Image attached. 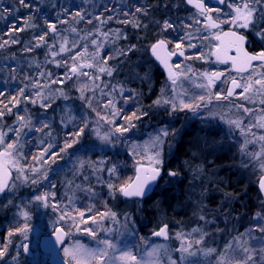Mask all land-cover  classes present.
Instances as JSON below:
<instances>
[{
	"label": "rangeland",
	"instance_id": "obj_1",
	"mask_svg": "<svg viewBox=\"0 0 264 264\" xmlns=\"http://www.w3.org/2000/svg\"><path fill=\"white\" fill-rule=\"evenodd\" d=\"M240 2L228 1L217 13L218 21L231 29L255 33L260 54L264 51V38L257 32L264 30V3L251 5L256 9L257 23L245 29L226 22L235 15L229 4L236 6ZM10 3L7 11L0 0V44L11 39L19 43L0 48V91L10 99L6 104L0 100V110L5 112L0 118V132L6 133L0 151L16 141L14 159L18 163H8L11 182L0 196V249L7 245L0 264H50L49 254L39 249V241L58 228L65 233L59 254L68 264L78 261L66 256L65 248L72 250L82 245L85 249H103L104 240L114 246L115 252L109 250L111 254L129 251L140 264H221L222 258L228 264H243L246 256L241 244L246 241L257 252L253 257L255 264H264V252L259 251L264 245L257 243L264 241V233L259 231L264 226V207L248 213L241 198L243 191L255 186L264 174V141L259 139L264 136V128L258 126L264 119V89L255 86L245 93L240 87L229 101L223 98L226 75L247 86L264 73V64L255 63L246 75H233L214 58V34L197 42L201 35L196 29L183 27L186 36L182 41H169L175 53L181 50L184 54L176 56L172 64L180 73L177 83L164 81L157 89L152 86L153 65L147 56L150 43L144 35L148 22L144 10L136 11L137 7L142 9L143 0H27L30 8L20 5L19 0ZM74 8L83 19L77 12L75 16L70 14ZM136 23L140 26L135 27ZM50 24L55 25V33L49 29ZM40 36H44L43 42ZM61 45L66 49L63 52ZM133 45L135 48L128 51ZM28 47L33 50L24 51ZM52 51L57 53L55 58ZM105 61L113 70L111 76L99 71ZM73 63L93 67L80 68L87 76L72 74ZM65 73L71 78H66ZM205 73H219L224 76L223 81L214 80L207 87ZM36 79H40L41 88L32 87L30 81ZM60 79L62 84L51 82ZM25 85L26 95L38 99L35 91H42L47 97L43 102L50 107L45 109L40 103L34 105L21 98L8 113L5 105L12 107V97ZM110 99L114 108L107 103ZM181 101L191 104L195 111L183 108ZM245 108L250 110L247 114ZM17 113L31 118V124L21 129L19 140L15 131H9L19 126ZM230 120L241 121L245 132L229 124ZM250 126L252 130L248 132ZM81 128L84 132L77 137L75 133ZM118 128L127 131H117ZM105 135L108 139H101ZM181 140L186 156L175 159ZM246 140L249 143L245 144ZM66 144L71 147L66 148ZM155 153H159L161 164L157 166L163 178L154 192L160 195L171 188L181 204L172 205L168 213L158 203L150 218L145 213V199L125 200L119 188L131 181L137 166L149 167ZM170 172L177 175L170 176ZM44 193L49 194L47 206L35 200ZM52 193L58 209L75 216L74 223L59 219L60 211L53 209ZM153 199L155 204L158 200ZM79 212L85 213L83 220ZM165 225V240L150 237ZM25 227L23 233L16 231ZM84 229L94 230V235ZM202 235L203 240L197 245L195 241ZM189 243L192 247L188 252H181L182 245L187 247ZM25 244L32 251L30 257L23 251ZM154 248L159 251L150 256ZM208 249L214 251L206 255ZM226 251L227 256L223 257ZM189 252L195 255L190 256ZM84 264L100 262L88 259Z\"/></svg>",
	"mask_w": 264,
	"mask_h": 264
},
{
	"label": "snow or ice",
	"instance_id": "obj_2",
	"mask_svg": "<svg viewBox=\"0 0 264 264\" xmlns=\"http://www.w3.org/2000/svg\"><path fill=\"white\" fill-rule=\"evenodd\" d=\"M187 2L189 4H193L194 6L199 10V15L204 16L205 13L212 11L209 8H205L204 3L202 2V0H187ZM220 3H224V0H219ZM264 3V0H241V2L239 4H237L236 6H233V4H229L230 8H233V11L235 13V15L230 16L229 20L226 22H231L232 24H239L240 27H243L245 29H249L250 27L254 26L257 21L255 18V12L256 9L251 7L252 4H261ZM19 4L22 5L25 8H30L32 7L30 4L27 3V0H19ZM137 12H141L143 11V9H141L140 7L136 8ZM217 11H219V9H217ZM77 16H80L81 19H83V17L81 16V14L79 12L76 13ZM126 15H128V13H126ZM109 19H111V17H109ZM207 21H208V26L211 28H218L219 25L217 23H215V21L212 19L211 16L207 17ZM91 22V21H89ZM131 21H125V23H129ZM261 22H264V15L261 16ZM194 23L199 24L200 21L199 20H194ZM135 27H139V23L134 24ZM185 27H191V25H185ZM168 28H174V25L172 23H170L169 21H165L164 22V29L167 30ZM49 29L52 32H56V27L54 24H50L49 25ZM23 30V29H20ZM73 31H76L75 29H73ZM105 35H107L105 33ZM257 35L260 36L261 38H264V30H260L257 32ZM216 40L221 41L220 45H217V51L214 53L216 55V59L222 63H227L229 60L232 62L233 66H237L238 64L240 65L238 67V71H244L246 69V67L251 66V62L252 61H256L259 60L261 62H264V51H262L259 55H250L248 52H246L244 50V43H245V37L243 35H238L235 31H229L228 33H224L223 36L221 35H216L214 37ZM44 36H40L39 40L41 42L44 41ZM9 43L15 44V43H19V41L17 39H11V41L9 40H5L3 42V44H0V48H3L5 46H7ZM93 44L96 43L95 40H93L92 42ZM40 45L37 44L36 47H39ZM177 47H179V45H177ZM135 46H131V48L128 49V51H131L132 49H134ZM165 48V41L164 40H159L157 41L155 44L152 45V53L153 55L156 57L157 60H159L161 62V64H163L165 66V69L168 71V75H169V79L172 80L173 85H175L177 83V77L180 75L179 72H174L171 65H169L168 63V55H161V53L164 51ZM235 50L236 52V56L232 57L228 55V52L230 50ZM33 49L31 47L25 48L24 51H32ZM66 49L64 48L63 45H61V51H65ZM51 55L53 56V58L56 57L57 53L55 51H52ZM121 55H127V52H122ZM180 55H183V52L180 53ZM73 61L76 60V57H72ZM66 63V62H65ZM107 62L105 61V66H100L99 67V71L101 73L106 72L109 76H111L113 74V70L111 68H108L106 66ZM57 66H59V64H57ZM264 66V65H262ZM81 67H93L92 64H80L79 66L76 63H73L70 72L72 74H79V75H89L88 73L84 72L81 73L80 72V68ZM176 68L179 69L180 65H176ZM190 71V69H189ZM44 73H41V76H43ZM49 77H51V73L47 74ZM205 76H207L208 78V84L206 85L207 87H211L214 80H219L221 74L217 73L214 76H208L207 73L204 74ZM65 77L66 78H71L67 73H65ZM92 79H98V77H90ZM26 80H30V77L25 76ZM32 83V87L34 89H38L41 88V81L40 79H36L34 81H30ZM53 83H63V79L60 80H54L51 81ZM232 84L234 86V88H240L243 87L244 88V92L248 93L250 91H252L254 89L255 86H259L260 89H264V73L261 74L260 78L255 79L254 83L250 82L247 86H244L240 83H238L237 81L233 80ZM198 87H205V85H198ZM28 90V86L25 85V87H21L19 88L18 94L17 96L12 97V99L15 101V103L12 105V107H7V105H5V107L7 108V112L8 113H12V109L17 107V105H19L21 98L25 101H28L32 104H37L40 103V106L47 109L48 107H50V105L48 103H44L43 101L47 99V97H45L43 95L42 91H35V97H37L38 99H35L31 96L26 95ZM115 91V89H114ZM121 92H123V88L120 89ZM61 95H64L63 92L60 93ZM233 95V88H229L228 89V93L227 96L223 97L224 99H227L228 97ZM0 96H4V92L0 91ZM64 98L67 99L68 97L66 95H64ZM82 98H83V93H82ZM218 98H220V95L218 94ZM201 100H203V97H200ZM108 105H111L113 108L115 107V104L113 103V101L110 99L108 100ZM156 103H159V101H157ZM164 103H168L167 100L164 101ZM181 104L183 105V108H187L189 110L195 111V109L192 107L191 104H187L184 103L183 101H181ZM198 107V106H197ZM183 108L181 110H183ZM173 110H175V105H173ZM250 110L245 108L244 112L247 114ZM5 115V112L3 110H0V118H3ZM17 120L20 122L19 126L16 128H10L9 131H15L17 134V140H19V136H20V131L22 128L28 127L31 124V118L30 117H25L22 115H19V113H17ZM229 124L234 125L237 129H240L242 133L245 132V129L242 127V123L239 120H230L228 121ZM258 126L261 128H264V119H262L259 123ZM44 127H48L47 124L44 125ZM87 127V124H85V128ZM40 129H37V131H39ZM252 130V126H250L247 131L251 132ZM117 131H127V129H120L118 128ZM84 132V128H81L79 130V132L75 133V135L78 137L81 133ZM5 135L6 133L0 132V145H4L5 144ZM163 135H167V132H163ZM101 139L107 140L108 137L107 135L102 136ZM259 139L261 141H264V136H260ZM75 143V141H73ZM157 142H159V137H157ZM249 143V141H245V144ZM65 147H71V145L66 144ZM18 151V144L16 141L12 142V143H7L6 146L4 147L3 151H0V172H3V176H0V192H3L5 190V188L7 187V172L4 171L7 166L8 163H12V164H17L18 161H16L14 159L16 152ZM45 151H47V149H45ZM61 151H64V149H61ZM241 151L244 152L245 151V147L242 146L241 147ZM159 157V153H155L153 157H150V166L147 168L144 167H138L137 168V178L136 181L132 184H128L126 186H121L119 188V192L124 196V197H140L143 196L145 194V189L146 186L152 182V181H156L157 178L160 176L161 174V168L158 167L157 165L161 164V160L158 158ZM262 167H264V164L261 165ZM110 172L112 171L111 169L109 170ZM170 176H175L177 175V173L175 172H170L169 173ZM33 183H36V181H33ZM260 187L261 190L264 191V178L261 179L260 181ZM109 189L114 191L113 186L109 185ZM52 199H53V209L54 211H60V216L59 219L61 221H64L66 223L68 222H72L74 223L75 221V216L74 215H70L69 211L67 210H59L58 207L55 204V193L51 194ZM35 200L37 202H41L43 203L45 206L48 205V201H49V194L48 193H44L41 195H37L35 197ZM90 211V209H89ZM26 215V214H25ZM113 217H115V213L112 214ZM257 216H259V213L257 214ZM79 217L81 220H83L85 218V213L84 212H79ZM200 219H204L203 216L200 217ZM77 230L79 229V226L76 225ZM166 228L167 226L165 225V227L161 228L159 232L154 233V235L156 236H165V238H167L166 236ZM19 233H23L26 231V227L25 228H18L16 230ZM84 231H88L90 235H94V230H90V229H84ZM193 231H197L196 229H194ZM259 231L261 233H264V226L259 227ZM12 233H9V236H11ZM65 235V233L61 230V229H57V241L59 242L62 237ZM203 240V235L201 236V238L199 240H196L195 243L197 245H199ZM257 243H261L262 245H264V241H260L257 240ZM103 244L106 246L103 249H96V250H91V249H85L82 245H77V248L69 250L68 248H65V255L69 256L71 255L73 260H77L78 264H84V262L88 259H95L98 262H100V264H140V261L137 260V257L135 255H133L131 252L129 251H124L121 250L119 255H113L110 253L109 250H112V252H115L114 246L108 241V240H104ZM25 247V251H27V245L24 246ZM192 247V244L189 243L187 247H184L182 245L180 251L181 252H188V250ZM229 247H232L231 245H229ZM242 250L245 253L246 259L244 260L243 264H255L254 262V255L257 254L256 250L253 248H250L249 246H247V242H243L241 244ZM7 251V245H5L4 248L0 249V257H3L5 255ZM159 249L154 248L152 250V252L149 254L150 256L152 255H156L158 253ZM214 249H208V251L205 253L206 255L208 253L213 252ZM260 252H264V247H262L260 250ZM189 255H195V253L189 252ZM227 256V251L223 254V257ZM262 259H264V257H262ZM171 264H176L175 261H171ZM221 264H228V261L226 259L221 260Z\"/></svg>",
	"mask_w": 264,
	"mask_h": 264
},
{
	"label": "flooded vegetation",
	"instance_id": "obj_3",
	"mask_svg": "<svg viewBox=\"0 0 264 264\" xmlns=\"http://www.w3.org/2000/svg\"><path fill=\"white\" fill-rule=\"evenodd\" d=\"M219 0H202V2L205 5V8H209L212 11L205 13L204 16L199 15V10H197L194 7H191L186 3V0H143L142 3V9L144 10V17L146 19L147 26H146V32L144 35L148 38L147 43H150L147 49V56L149 57V62L153 65V70H152V86L157 88L160 86V83H163L164 81H169L163 70L158 66V64L152 59L150 55V48L151 46L156 43L159 40H164L166 45H167V50L169 53L173 55L171 59V65L174 63V60L176 59V56L182 57L183 55H180L182 52L181 50H177L175 53L171 45L169 44V41H172V44L177 41H182L183 37L185 35V30L183 27H185L186 23L189 25H192L191 27L196 29L195 31L197 34L201 35L197 42H201L203 39L207 40L210 39L211 35H213V39L216 35H219L220 33L226 31V30H233L239 34H242L246 37V49L248 52L253 53V54H258L261 50V46H259V43L256 42V34L255 33H250L248 31H241V30H235L226 27L224 24H222L220 21H218V12L222 11L225 4L228 1H235V0H224V3H217ZM256 5V4H255ZM219 9V11H217ZM154 13V15H153ZM211 16L212 19L218 23L219 27L218 28H211L208 26V21L207 17ZM169 21L174 25V28H168L167 30L164 29V22ZM194 20H199L200 23L196 24L194 23ZM205 40V41H206ZM216 40V39H215ZM171 43V42H170ZM223 67H227L230 70V73L233 75H239L243 76L246 75L247 73L244 74H239L235 73L231 70L230 65L228 64H221ZM255 65V63L252 65V67ZM251 67V69H252ZM173 68V65H172ZM250 69V71H251ZM175 72V70L173 69ZM249 71V72H250ZM231 75V74H230ZM224 76H220L219 80H215L216 82L223 81ZM229 78V79H228ZM233 80H237L233 76H227L224 77V85H223V90H224V96H226V90L229 85V83ZM238 83L239 80H237ZM240 88L237 89V91L231 96L228 97L227 99H224L226 101H229L235 95L238 93ZM256 187V185H255Z\"/></svg>",
	"mask_w": 264,
	"mask_h": 264
},
{
	"label": "water",
	"instance_id": "obj_4",
	"mask_svg": "<svg viewBox=\"0 0 264 264\" xmlns=\"http://www.w3.org/2000/svg\"><path fill=\"white\" fill-rule=\"evenodd\" d=\"M186 3L188 4V5H190L191 7H194V8H196L195 6H194V3L193 4H189L188 2H187V0H186ZM217 3H220L219 1H217ZM197 9V8H196ZM198 10V9H197ZM216 23V22H215ZM218 24V23H217ZM229 31H233V30H226V31H224V32H222V33H220L219 35H221V36H223V34L224 33H228ZM237 33V32H236ZM238 35H241V34H239V33H237ZM245 37V36H244ZM216 42H217V45H220L221 44V41H218V40H216ZM155 44V43H154ZM244 50L246 51V52H248L247 51V49H246V37H245V43H244ZM217 51V46L214 48V50H213V55H214V58L216 59V55L214 54L215 52ZM250 55H258V54H253V53H250V52H248ZM150 55H151V57H152V59L158 64V66L163 70V72H164V74H165V76H166V78L169 80V81H172L171 79H169V75H168V71L165 69V66L163 65V64H161V62L159 61V60H157L156 59V57L153 55V53H152V46H151V48H150ZM161 55H168V63H169V65H171V59H172V57H173V55L171 54V53H169V51L167 50V45H166V43H165V48H164V51L161 53ZM228 55L229 56H232V57H235L237 54H236V52H235V50L233 49V50H230L229 52H228ZM216 61H218L217 59H216ZM218 63H220V64H228V65H230V68H231V70L233 71V72H235V73H239V74H244V73H247V72H249L250 71V69H251V66H252V64H254V63H264V62H261V61H259V60H256V61H252L251 62V66H248V67H246V69L244 70V71H238L237 69H238V67L240 66L239 64L237 65V66H233V64H232V62L229 60L227 63H222V62H220V61H218ZM171 67H172V65H171ZM173 69V68H172ZM235 81H237V80H235ZM238 82V81H237ZM229 88H233V94L237 91V89L238 88H234V86H233V84H232V81L229 83V85H228V87H227V90H226V96H227V93H228V89ZM231 97V96H230ZM138 167H144V168H147L148 166H144V165H140V166H137L136 168H135V175H134V177L131 179V181L128 183V184H132V183H134L135 181H136V178H137V168ZM4 171H6L7 172V176H6V179H7V187L5 188V190L3 191V192H0V196L7 190V188H8V186L10 185V182H11V173H10V171L8 170V166H7V168L4 170ZM0 176H3V172H0ZM262 178H264V174L263 175H261L259 178H258V180H257V183H256V188H257V191H258V193H259V196H260V198H261V202H262V204H263V206H264V191H262L261 190V187H260V181H261V179ZM161 179H162V170H161V174H160V176L157 178V180L156 181H152V182H150L147 186H146V189H145V194L143 195V196H140V197H124L122 194V197L125 199V200H144V199H146V198H148L149 196H151L152 194H153V192H154V189H155V187L160 183V181H161ZM127 184V185H128ZM163 227H165V226H163ZM162 227V228H163ZM161 229V228H160ZM160 229H159V231H160ZM167 229V228H166ZM62 230V229H61ZM63 231V230H62ZM158 231V232H159ZM64 232V231H63ZM154 233H157V232H154ZM154 233L150 236L151 238H154V239H160V240H165L166 238H165V236H156V235H154ZM64 240H65V235L62 237V239L58 242L57 241V229L55 230V232L52 234V235H50V236H43V237H41L40 238V241H39V249H40V251L41 252H43V253H47V254H49V263L50 264H68L61 256H60V254H59V249H60V247H61V245L63 244V242H64ZM25 245H27V244H25ZM24 245V246H25ZM23 251H24V253H25V255L26 256H28V257H30V256H32V251L29 249V247H28V245H27V251H25V247H23Z\"/></svg>",
	"mask_w": 264,
	"mask_h": 264
},
{
	"label": "trees",
	"instance_id": "obj_5",
	"mask_svg": "<svg viewBox=\"0 0 264 264\" xmlns=\"http://www.w3.org/2000/svg\"><path fill=\"white\" fill-rule=\"evenodd\" d=\"M2 1L4 2L5 8L8 11V9L11 8L10 0H2ZM3 12H6V11L4 10ZM21 12L22 11L20 10V13ZM75 12H77L76 8L70 10V14L72 13V16L73 15L75 16ZM53 16H55V14H53ZM62 20H64V18H62ZM50 22H52V21H50ZM46 24H49V21H46ZM3 38H5V36ZM0 100H2V104H6V102L7 103L10 102V99L7 98V96H5V95L4 96H0ZM184 144H185L184 140H181L179 142V144H178V146L176 148V151L174 153L175 159L176 158L180 159L181 157L186 156V152H185V148H184L185 145ZM171 164H172V161H171ZM232 180L233 179L230 178L229 185H232ZM239 185H240V182H239ZM174 192L175 191L170 188L167 191H165L164 194L157 195V193L154 192L151 195V197L145 199L144 201H145V205H146V210H145L146 215L151 218V214H152L153 210H155L154 207L156 206V208H158V206H157L158 203H161V205L164 206V208L168 211V213H171V211H172L171 206L172 205H174V206L176 205L177 206V205L181 204L180 201H178V197H177V195ZM243 192L244 193L241 194V198H242V201L244 203V208H246V212L251 213V212L256 211L258 209H262L264 207L262 202H261V198L259 196L257 188L255 186H249ZM153 198H156V200H158L159 202L156 201L157 203L155 202V204H153V202H152L154 200Z\"/></svg>",
	"mask_w": 264,
	"mask_h": 264
}]
</instances>
